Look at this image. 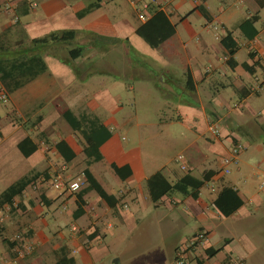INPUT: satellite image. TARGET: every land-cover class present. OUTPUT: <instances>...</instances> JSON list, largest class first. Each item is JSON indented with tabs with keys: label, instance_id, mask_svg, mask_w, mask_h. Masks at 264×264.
Instances as JSON below:
<instances>
[{
	"label": "crops",
	"instance_id": "obj_1",
	"mask_svg": "<svg viewBox=\"0 0 264 264\" xmlns=\"http://www.w3.org/2000/svg\"><path fill=\"white\" fill-rule=\"evenodd\" d=\"M161 1L166 3L159 10L176 32L153 48L136 33L149 18L143 20L133 6L132 11L124 10L119 0H0V83L9 94L8 101H0L8 104L0 110V193L25 176H36L35 183L14 198L17 209L10 212V205L0 204V264H110L114 258L119 264L121 248L134 252L146 238H154L152 232L138 237L141 225L151 230L149 226L159 221L164 234L172 236L175 230L176 236L153 250L150 260L137 264H177L176 250L191 240L182 227L193 221L199 225L191 234L203 230L208 239L187 250L189 264H264V0H240L245 14L229 0ZM212 1L221 2L218 14ZM193 17L204 19L199 31L191 28ZM250 18L255 29L250 24L241 27ZM182 29L190 34L188 40ZM64 30L76 31L75 37L34 42ZM228 32L238 45L232 55L222 44ZM125 47L144 65L129 58L133 69L127 70ZM76 48L80 55L72 58ZM114 55L123 66L111 64L113 75L107 78L113 85L89 91L87 83L105 71L101 62ZM162 79L177 96L160 85V94L150 89L153 81ZM229 85L234 95L228 99L222 92ZM62 95L80 100L76 108L66 110L77 116L87 110L109 130L100 146L86 145L72 129L66 110H61L63 103L55 99ZM211 123L217 124L218 135L210 131ZM178 124L185 125L190 139L184 144L176 131L167 132L166 141L184 145L174 155L162 153L165 138L160 131L177 129ZM143 127H151V136L157 137L150 142L154 151L143 146V136L136 131ZM129 129L135 130V139L126 135ZM60 141L75 152L73 160L59 151ZM238 142L245 149L231 173L224 174L222 159ZM96 149L104 161L89 168L113 199L107 203L95 191L80 195L84 183L79 191L63 189L60 206L54 209L50 186L55 176L60 173L68 182L85 179V160ZM179 154L185 156L186 169L176 161ZM113 164L128 171L120 176ZM159 171L172 184L186 174H208L210 179L197 196L171 192L153 202L147 180ZM224 186L237 190L243 201L230 215L215 206ZM181 231L186 235L178 234ZM17 233L30 245L23 255Z\"/></svg>",
	"mask_w": 264,
	"mask_h": 264
},
{
	"label": "trees",
	"instance_id": "obj_2",
	"mask_svg": "<svg viewBox=\"0 0 264 264\" xmlns=\"http://www.w3.org/2000/svg\"><path fill=\"white\" fill-rule=\"evenodd\" d=\"M200 10L205 16H207L204 7H201ZM150 13L151 16L149 17V19L146 22L142 23L136 29V33L141 38H143L151 47L156 48L175 34L176 27L175 24L170 21L169 17L163 10H159L157 9V7L154 8V6H152L150 9ZM253 21L254 20L252 18L247 19L243 22L241 27H243L244 24H250L251 26H253ZM254 32H257V30H255ZM75 35L76 31L74 30L52 32L43 37L34 39V42L48 43L57 41H70L75 37ZM222 44L227 49L230 55L235 53V50L238 46L237 42L233 41L232 34L230 32H228L227 35L223 37ZM80 51L81 50L78 48L71 50L70 54L72 58L78 57L80 55ZM64 117L71 125L72 129L76 132H79L83 136L86 145L100 146L109 137V130L100 122L98 117L88 112L87 110L83 111L79 116L74 114L71 110H66L64 112ZM57 147L67 161L73 160L76 156L75 152L64 141H60L57 144ZM20 148L24 154L28 155V152H26L23 148V144L20 145ZM99 161H104V158L98 149L87 156V159L85 160V168L83 171L85 186L83 187V189L81 188L82 190L79 189L81 190L80 195L89 191H95L101 198L109 203L113 199V196L109 195L106 192V190L98 182L89 168L90 165ZM112 168L120 176H122L124 172L128 171V168H120L114 164L112 165ZM35 178V175L25 176L15 183L11 184L3 192L0 193V204L10 205V212L17 209V207L13 205L14 198L18 195H22L26 187L32 184ZM209 179L210 176L208 174L203 175L202 178H197L190 174H186L179 181L172 184L166 178L164 173L162 171H159L153 174L147 180V188L151 200L153 202H158L164 195H167L171 192H180L183 195L192 194L193 196H197V191ZM34 183L35 182H33V184ZM242 204L243 201L238 195L237 190H235L231 186H224L220 190L218 197L215 200V206L224 215H230ZM208 252L211 254V250H208Z\"/></svg>",
	"mask_w": 264,
	"mask_h": 264
},
{
	"label": "rangeland",
	"instance_id": "obj_3",
	"mask_svg": "<svg viewBox=\"0 0 264 264\" xmlns=\"http://www.w3.org/2000/svg\"><path fill=\"white\" fill-rule=\"evenodd\" d=\"M119 1H121L122 3H123V5H124V10H129L130 9V11H132V8H129L130 6H132L131 5V3L128 1V3L125 1V0H119ZM229 2V4H230V6H232V7H234V8H241V10H242V12H243V14H245L246 13V8H242L241 7V5H240V0H229L228 1ZM34 3H36V2H34ZM33 3V4H34ZM212 3H213V11L216 13V14H218V12H217V10H218V7L220 6V4H221V2L220 1H212ZM10 6V5H9ZM36 6H37V3H36ZM35 6V7H36ZM114 12V11H113ZM261 16H262V18H264V9L262 10V14H261ZM195 20V18L193 17V18H191L190 19V22H192V25H191V28L194 30V31H196V30H200V28H201V22L202 21H204V19H203V17H200L198 20H195V25L193 24V21ZM260 25H261V22L259 23ZM181 34L183 35V37H185V40H188L189 39V36H190V34L186 31V29H182V31H181ZM9 37H12V36H9ZM20 37V35H18V38ZM190 44H191V42H189ZM191 46H192V44H191ZM125 49H126V51H125V53H126V55H125V59H124V61H125V63H126V68H127V70L129 69V71L131 72V70L133 69L132 68V65H130L129 64V58H133L135 61L137 60L138 62H140L141 64H143L144 65V62L142 61V58H134V57H130L131 56V53L127 50L128 48L127 47H125ZM115 57H118V55H114L113 56V60H111V61H108V60H106V61H103V62H101L102 63V65L100 66V67H103V69L105 70V71H103V73L101 74V75H99V77H97L96 78V80L95 81H93L92 83H91V81H89L88 83H87V85H86V88L89 90V91H93L92 89H95L96 87L98 88L100 85L101 86H107V85H109V84H111L112 83V85H113V83H114V80H112V79H109V78H107V76H111V75H113V72H112V66H111V64L113 63L115 66V68H120V67H122L123 66V61L122 60H120L119 61V59H117V58H115ZM91 60V59H90ZM146 63H147V61H146ZM87 66H89V65H87ZM139 66V65H138ZM147 66V65H146ZM148 67V66H147ZM128 76V75H127ZM132 78H130L129 80L132 82V83H137L138 82V80L136 81V80H131ZM158 82H154L153 81V85L154 86H151V88L150 89H154L155 90V92H157L158 94H160V92H161V90L162 89H159V88H157V86L158 85H160L161 86V88H163V89H165L166 91V93H170V94H173L174 96H177V94H178V92L177 91H170L171 90V88L170 89H167V88H169V86H167L166 84H168V83H166L165 81H164V79H162V81L160 82L159 80H157ZM76 84V83H75ZM149 84H151L152 85V81H150V83ZM174 87H175V84H174ZM223 94H224V96L226 97V98H230V97H233V95H234V88H233V86L232 85H229V86H227L225 89H223V92H222ZM183 97H185V96H183ZM234 97H237V99H238V96L236 95V96H234ZM256 97V96H255ZM172 97H170V98H165V99H167V100H172L171 99ZM55 99H57V100H59V101H61L62 103H63V108H61V110H66V109H74V108H76L77 107V104H78V102H80V100H79V98H76V99H74V101L72 102V100H68V99H66V97L65 96H60V97H57V98H55ZM74 105V106H73ZM6 107H8V104L7 105H3V104H0V110L2 111L3 109H5ZM176 126H178V128L176 129V128H171L170 126H168L167 128H163L160 132V135H161V137L163 136L165 139H164V141H163V139H162V143H165L164 145H163V148L161 149V152L162 153H167V154H169V155H174V154H176V153H179L180 151H182V147H183V145L185 144V141H187V140H189L190 139V136H189V134H190V132L189 131H187L186 130V128H185V125L184 124H178V125H176ZM127 132H125L126 133V135L129 137V138H133V139H135L134 138V131L135 130H132V129H129V130H126ZM137 132H138V134L139 135H142L141 137L143 138V146L145 147V148H147V149H149V150H152V151H154V148H153V146L150 144V142L151 143H153V139L155 140L157 137H152L151 136V134H153V133H150V131H152V128L151 127H143V128H139V129H137L136 130ZM170 131H176L175 132V135L177 136V138H178V140L179 141H181V142H184V144L182 143L181 144V142L180 143H177V144H175L174 142H172L171 141V143L172 144H170L169 142L170 141H166L167 139H166V135H165V133H167V132H170ZM145 138L147 139V140H145ZM205 140V139H204ZM241 154V153H240ZM235 164V163H234ZM232 166H233V164L232 165H230V170L232 171ZM221 169H223V164H222V168ZM231 171H230V173H231ZM224 174H226V173H224ZM227 174H229V173H227ZM264 180H261L260 181V185L262 184V182H263ZM50 189L52 190L51 191V196H53L55 199H56V205H55V207H54V209H57L58 210V207L60 206V199L62 198V196H60V194L62 193V189H58V188H56V187H54V185H52V186H50ZM218 189V188H217ZM216 189V190H217ZM152 208H154V207H152ZM179 208H181V207H179ZM144 209H145V207L144 208H141V211L139 212V214H141L142 213V211H144ZM165 210V209H164ZM162 222L163 221H159L158 223L156 222V224H153V225H151V226H149L150 228H151V230H148L147 229V226L148 225H141V227L139 228V230H137V233H138V237L139 236H141V237H143L144 236V234H148V233H151L152 232V235H153V237L154 238H151L150 237V239L149 240H147V238H146V243L144 244V245H142V243H140L139 244V246L141 247V249L139 250H135L134 252L133 251H131V249L129 250V249H127V247H123V248H121V261H120V263L119 264H137V263H139V261H141V262H143V261H148V260H150V258H148V256H149V254L153 251V250H158V248L160 247V246H163V245H165L166 244V241L167 242H170V241H173V239H174V237L176 236V231L174 230V232L172 233L173 235L172 236H167L166 234H164V226H163V224H162ZM198 225H199V223L198 222H196V221H193V222H190V223H188L187 225H185V226H183L182 228H184L186 231H187V236H188V238H192L193 237V235L191 234V232H192V230H194L195 229V227H198ZM146 232H148V233H146ZM198 232V231H197ZM181 233V234H180ZM154 234H156L155 236H154ZM178 234H180L181 236L183 235V234H185L184 232H179ZM186 235V234H185ZM192 235V236H191ZM261 235H263V232H261ZM171 243V242H170ZM123 244V242H121V244L120 245H122ZM166 257V256H165ZM215 259H217V258H215ZM44 263V262H43ZM110 264H118L117 262H116V259L114 258L112 261H111V263ZM161 264V263H160Z\"/></svg>",
	"mask_w": 264,
	"mask_h": 264
},
{
	"label": "built area",
	"instance_id": "obj_4",
	"mask_svg": "<svg viewBox=\"0 0 264 264\" xmlns=\"http://www.w3.org/2000/svg\"><path fill=\"white\" fill-rule=\"evenodd\" d=\"M131 5L136 9V11L139 13L141 18L143 20H147L150 16V9L153 6V4H156L158 6V9H162L164 7V3L160 0H128ZM33 6H36V3L33 4ZM155 6V7H156ZM9 7V4L7 5ZM260 84L264 85V76L262 80H260ZM9 100V94L7 90L1 85L0 83V101L6 102ZM210 131L218 135L219 134V128L217 124L211 123L209 127ZM245 149V146L241 143L238 142L235 145H233L230 149V152L227 156H225L222 159V164H223V172L224 173H230V165L236 163L239 159L240 153ZM176 161L180 164L182 169H186V163H185V156L184 154H179L176 158ZM85 183V179L83 178H78L77 180L73 181H66L61 174H58L54 178V186L58 189H65L69 190L72 192L78 191L79 189L82 188V186ZM262 189H264V181L260 185ZM72 228L75 230L77 227L76 225H73ZM208 239V234L206 231L199 230L196 232L193 237L191 238L189 245L187 247H181L178 250H176L175 254V260L177 264H189L187 258H185V254L187 253V250L189 248H196L199 245H204L207 242ZM15 240L21 242V248L19 249V254L23 255L24 253L28 252L30 250V245H26L23 241V236L20 234H17L15 236Z\"/></svg>",
	"mask_w": 264,
	"mask_h": 264
}]
</instances>
